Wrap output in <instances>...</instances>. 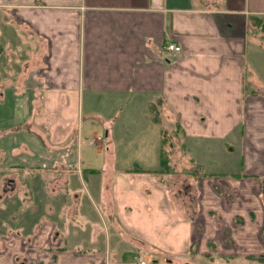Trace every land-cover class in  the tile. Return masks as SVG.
Instances as JSON below:
<instances>
[{"label": "crops", "instance_id": "1", "mask_svg": "<svg viewBox=\"0 0 264 264\" xmlns=\"http://www.w3.org/2000/svg\"><path fill=\"white\" fill-rule=\"evenodd\" d=\"M0 86V264H264V0H0Z\"/></svg>", "mask_w": 264, "mask_h": 264}, {"label": "rangeland", "instance_id": "2", "mask_svg": "<svg viewBox=\"0 0 264 264\" xmlns=\"http://www.w3.org/2000/svg\"><path fill=\"white\" fill-rule=\"evenodd\" d=\"M215 3H216V6H224L225 4V0H215ZM2 86H0V96L2 95ZM95 108H98V107H95ZM88 107L86 105H84V116L86 114H89V112H92V111H88L87 110ZM88 112V113H87ZM122 117V116H120ZM86 118H83V120H85ZM120 120L121 118H115L114 119V122L115 124H121L120 123ZM132 122H136V121H132ZM137 126H141L142 127V130H143V134H145L147 131L149 132H152V133H155L157 130H159L161 128V125H158L157 123L156 124H150L148 122H146V120L144 121H140L138 120L137 121ZM160 127V128H159ZM83 130V136H87L88 133H85V127L84 126H81L79 125V131ZM146 130V131H145ZM163 134L166 133V130L163 129ZM100 133L103 134V128L101 127L100 129ZM150 135V133H148ZM174 141L173 143H177V139L174 138L173 135L171 134H168L167 136V141ZM167 142H165L166 144ZM79 152L82 151V158L83 160L86 159V157H88V155H92V156H95L94 155V152H93V148L94 146H91V148H87L86 145L84 146V144H79ZM166 154V153H165ZM0 156H1V153H0ZM94 158V157H93ZM0 160H1V157H0ZM211 163V162H210ZM209 162L207 163V165L209 166L210 164ZM212 167H206L205 166V169H211ZM6 171H8L6 169ZM5 175L0 179L1 181V186H0V195H7L8 194V183H7V179H8V175H7V172L4 173ZM182 185V184H180ZM2 187L5 189V190H1ZM181 186H178L176 187V191L178 189H180ZM194 189V188H193ZM195 191V190H194ZM21 245H22V248L20 249L18 255L16 254V257L12 259L11 263L10 264H39V258H38V255L40 254V252L35 248H33L29 243H27L26 241L22 240L21 241ZM4 248H6L5 246L1 247L0 248V252L4 250ZM43 250V249H42Z\"/></svg>", "mask_w": 264, "mask_h": 264}, {"label": "built area", "instance_id": "3", "mask_svg": "<svg viewBox=\"0 0 264 264\" xmlns=\"http://www.w3.org/2000/svg\"><path fill=\"white\" fill-rule=\"evenodd\" d=\"M166 48L169 51H176V52L181 50V47L179 45H176V44H168ZM139 263L143 264L144 260H140Z\"/></svg>", "mask_w": 264, "mask_h": 264}, {"label": "trees", "instance_id": "4", "mask_svg": "<svg viewBox=\"0 0 264 264\" xmlns=\"http://www.w3.org/2000/svg\"><path fill=\"white\" fill-rule=\"evenodd\" d=\"M161 161H162V166L164 167L163 169L169 170V168L166 167L167 166V159L165 157H162ZM163 163H164V165H163Z\"/></svg>", "mask_w": 264, "mask_h": 264}, {"label": "water", "instance_id": "5", "mask_svg": "<svg viewBox=\"0 0 264 264\" xmlns=\"http://www.w3.org/2000/svg\"><path fill=\"white\" fill-rule=\"evenodd\" d=\"M185 264H188V263H185Z\"/></svg>", "mask_w": 264, "mask_h": 264}]
</instances>
